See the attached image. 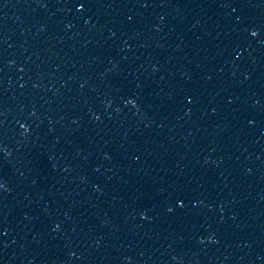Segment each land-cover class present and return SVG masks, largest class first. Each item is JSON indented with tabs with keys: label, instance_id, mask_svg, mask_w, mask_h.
Returning a JSON list of instances; mask_svg holds the SVG:
<instances>
[{
	"label": "water",
	"instance_id": "water-1",
	"mask_svg": "<svg viewBox=\"0 0 264 264\" xmlns=\"http://www.w3.org/2000/svg\"><path fill=\"white\" fill-rule=\"evenodd\" d=\"M0 264H264V0H0Z\"/></svg>",
	"mask_w": 264,
	"mask_h": 264
}]
</instances>
